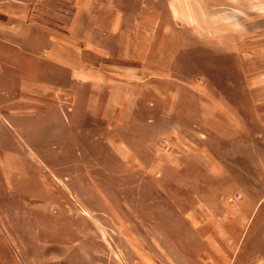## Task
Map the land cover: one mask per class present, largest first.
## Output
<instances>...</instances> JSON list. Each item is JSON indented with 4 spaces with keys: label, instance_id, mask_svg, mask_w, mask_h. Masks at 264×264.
I'll use <instances>...</instances> for the list:
<instances>
[{
    "label": "rangeland",
    "instance_id": "obj_1",
    "mask_svg": "<svg viewBox=\"0 0 264 264\" xmlns=\"http://www.w3.org/2000/svg\"><path fill=\"white\" fill-rule=\"evenodd\" d=\"M91 2L108 47L0 101V264H264V0Z\"/></svg>",
    "mask_w": 264,
    "mask_h": 264
},
{
    "label": "crops",
    "instance_id": "obj_2",
    "mask_svg": "<svg viewBox=\"0 0 264 264\" xmlns=\"http://www.w3.org/2000/svg\"><path fill=\"white\" fill-rule=\"evenodd\" d=\"M91 1L108 5L110 0H0V101L9 100L11 92L20 97L22 90L43 94L46 85L60 84L62 69L76 78L89 49L108 47L121 15L106 9L94 16ZM141 22L137 18L128 33V56L134 54L128 48L140 37ZM125 49L122 56H127Z\"/></svg>",
    "mask_w": 264,
    "mask_h": 264
}]
</instances>
